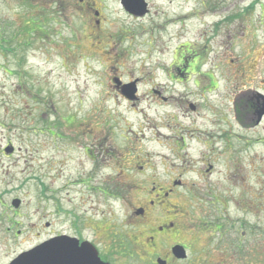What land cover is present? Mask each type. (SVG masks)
<instances>
[{
	"label": "rangeland",
	"instance_id": "rangeland-1",
	"mask_svg": "<svg viewBox=\"0 0 264 264\" xmlns=\"http://www.w3.org/2000/svg\"><path fill=\"white\" fill-rule=\"evenodd\" d=\"M143 1V12L132 15L120 0H0V264L49 232L87 239L109 264H152L142 238L135 243L126 235L125 203L121 207L120 199L109 197L114 190H106L128 189L146 177L135 172L124 180L104 161L107 151L133 154L137 148L154 162L169 148L180 153L170 155L158 175L163 187L175 185L170 198L184 221L173 237L189 248L185 261L172 264H264V114L252 127L237 124L227 97L264 95V0ZM183 11L192 17L168 27L167 20ZM169 65L181 84L167 81ZM111 75L143 81L144 102L132 107L116 98ZM209 75L226 98L194 87ZM152 84L195 101L197 112L184 118L174 105L149 101ZM208 98L228 119L221 129L208 130L214 117L206 114ZM163 113L176 115L178 128L192 123L212 138L205 145L189 137L180 142V129L160 130L171 139L156 138L147 120L159 121ZM211 146L228 151L208 180L181 165L184 155L193 161L196 153L212 156ZM171 164L175 169L168 170ZM145 182L124 198L138 206ZM158 244L153 255L165 252V242Z\"/></svg>",
	"mask_w": 264,
	"mask_h": 264
},
{
	"label": "flooded vegetation",
	"instance_id": "flooded-vegetation-1",
	"mask_svg": "<svg viewBox=\"0 0 264 264\" xmlns=\"http://www.w3.org/2000/svg\"><path fill=\"white\" fill-rule=\"evenodd\" d=\"M108 78H109V81L107 82H112V81L116 82L114 86V90L113 89L111 90L115 93L116 98H121L122 100L129 102L132 107L135 106V104H138L139 102H142L145 99V98H142L143 100L140 99L141 95L139 93L140 88H141V86L139 88V85H142L141 82L143 81L141 80L139 81L138 79H128L126 82H123L118 77H115L114 75L108 76ZM179 78L178 76H175L172 74L166 75V79L170 84H173V83L177 85L181 84L184 80H183V77H179ZM205 78L207 79V81L204 85L202 86L194 85V87H199L200 89H202L203 94H205L206 96L208 94H210L211 96L213 94V96H215L219 93H222L223 97L226 98V90L225 89L217 90L219 88V85L217 84L216 81H214L212 76L209 75V76H206ZM148 81L149 80H146V83ZM132 82L134 84V92L132 94H127L128 91H126L125 86L129 85ZM94 84L96 86L99 85L98 82ZM106 88H108V86ZM171 91L174 93L176 92L173 88H171ZM215 91H218V92H215ZM147 93H148L149 101H154L158 104L162 103V104L174 105L176 109L179 112H181V115L184 118L188 117L187 114H190L189 112L191 113L197 112L198 107L195 101H189L185 97H181V95H177L178 97L177 96L175 97V95H171L172 93L170 94L165 93L164 88L159 87L158 85L152 84L149 92ZM104 96L105 98L111 99V96L108 92H106ZM227 97L231 99L230 107L233 110L232 119L235 120L237 124H242L243 126L252 127V125L260 122L261 116L264 114V95L263 94H260L258 92H256L255 94L254 92H252L250 94L248 93V95L245 94L243 96H238L235 93L234 94L230 93ZM255 98L259 99L260 101L256 100ZM172 99H176V100L172 102ZM208 101L211 103L208 104V108H207L208 110L206 111V114L209 116V118H210V115L214 116L212 119H210V122H209L210 126L208 130L210 128L221 129L223 127V124H225V122H227L228 119L224 117V115L221 114L222 109H220L219 106L213 105L212 100L210 98H208ZM169 102H172V103H169ZM184 108H186L185 111H184ZM142 113L143 111L141 109L140 114L142 115ZM163 114L164 116L161 117L159 121H154L153 119L147 120V122L151 123V126L153 127V129L157 131L156 134L154 135L156 136V138L158 136L159 138L162 137V140L163 138L171 139L173 136L168 137L167 134L159 133L160 130H167L168 132H171L174 134V131L178 132L179 129L181 133L175 136H179L178 138L180 142H184V139L189 137V138H194L196 143L201 144L202 141H204L205 139L209 137L212 138V135L209 133L208 130H202L203 127H201V129H198L196 126L193 128L192 126H194V124L192 123H190L191 127L182 125L180 128H178L179 123L175 119V117L177 118L176 115L172 114L173 116V119H172L171 116H168L165 113ZM207 115H206V123L209 120ZM92 116L94 117L95 115H92ZM202 125L204 126V123ZM143 127L144 126H141L140 129H142ZM158 128L159 130H157ZM140 132L141 134H144V131H140ZM196 135H200V136L196 137ZM219 142L220 141H218V143ZM202 144L205 145V143H202ZM96 145L97 146L99 145L97 141H96ZM167 145L170 146V144H167ZM169 150L171 153L169 155H161L159 157L160 159L159 162L151 161L149 158L147 160L142 159L143 157L150 156L146 152V150H144L143 148H137L136 150H134L133 154L130 152L127 153L128 152L127 149H125L126 154L120 153V150L118 151L114 149V150L107 151V156H104V158L107 157L106 159H104V161H106V167L107 169H109L108 170L109 173L116 174L117 176L121 174L123 175L122 178L126 180L125 179L126 175L124 174L136 172V173H139L142 177L146 176L145 178L148 181H150V182L144 183L148 188L144 187L145 190L141 191L146 195L139 202L138 206H135L136 202L132 201V203H130V201H128V198L127 197L124 198L123 195L130 190L137 192L140 189L141 182H144L145 178H143L141 182L133 181V182L128 183L127 184L128 189H125L126 187L123 188L125 190L120 189L119 187H118L119 190L117 188L116 189L106 188V190L118 191L119 195L115 193L114 191H112V194H109V197L112 200L120 199L118 201H120L121 207H122V202L125 203V205L123 204V207H126L125 218L127 216L128 217L123 225L125 229L127 228V231L125 232H128V233H126V235L131 236V237L133 235L135 243L136 241L142 238L143 240L142 250L144 251V254L147 253V256H150L151 254L152 264H172V263L178 262L179 260L185 261L186 260L185 258L180 259L177 257L174 248L176 246L183 247L184 249L183 253L185 255H187L186 251L188 252L189 250V248L185 246L181 240L177 241L173 237L174 235H176L177 232H179V231H176L177 227H174V226H181L184 221V220L178 221V218L182 216L181 217L182 219L184 217L183 215H181V213L178 212V210H176V206H174L172 197L170 198V194L171 195L174 193L177 194V192H174L176 190L175 185L171 183L173 185L172 187L170 185L168 187H163L160 183H158V180H159L158 175H159L160 167L163 166L166 160H168L167 158H169L170 155H172L173 157L176 156L175 158L177 157L180 158V153L178 155L176 152L172 150V148H169ZM209 150L212 151L213 153L212 156H206L205 154L207 153H204V154L199 153L198 155L197 153L193 154L194 159L196 157L195 161H193L191 158H187V156L184 155V158L182 160L183 163L181 165L182 166L185 165L187 168H189V170L193 172V175L196 174V177H198L199 179L201 178L199 173H202L203 180L205 179L208 180L210 178L209 175L211 176L213 172L214 173L216 172L213 170L215 167V163H217L216 160L218 161L222 153L227 154L228 149H226V146H225L222 148V150H220L221 151L220 152L219 150H216L214 147L211 146ZM173 157L170 156V158L172 159ZM193 162H194V165H197V167L192 170L190 168V165L194 166L192 165ZM96 166L97 164H94L93 167L96 168ZM230 166H231V163L229 166L226 165L227 168ZM167 169L168 170L175 169V164H171L170 166H168ZM112 174H108L106 178H109V175H112ZM80 182L82 184L83 181L81 180ZM180 183L181 182H178V184ZM90 189L95 190L94 188H90ZM115 202L117 203V200ZM160 204H164V207L160 206ZM127 208L133 210V212L131 211L130 215H128ZM160 211H162L164 214L163 219H159ZM150 214H151V219H150V222L148 221L147 223L146 220L149 219L148 215ZM154 223L157 224V226H155ZM44 225L45 227L50 226L49 223H45ZM60 235H66V234L61 233V232H57V233L49 232L48 237L43 239V241L50 239L52 237L60 236ZM70 236L76 237L75 235H70ZM76 238H78L80 242L87 240V239L80 238L78 236ZM169 240L170 242L168 244ZM161 241L165 242L166 244L165 252H163L162 255H153L152 253H154L157 250L156 246L157 247L159 246L158 242H161ZM0 251H1V248H0ZM15 256H12L9 259H7V261L4 264H9L14 259ZM100 259L106 262L105 258H103L101 255H100Z\"/></svg>",
	"mask_w": 264,
	"mask_h": 264
},
{
	"label": "water",
	"instance_id": "water-1",
	"mask_svg": "<svg viewBox=\"0 0 264 264\" xmlns=\"http://www.w3.org/2000/svg\"><path fill=\"white\" fill-rule=\"evenodd\" d=\"M126 10L138 14L144 6L133 8L128 0H121ZM5 151H11L6 148ZM17 206L18 200L12 202ZM182 251L177 253L178 257ZM10 264H106L100 261L94 247L88 242L78 243V240L68 236H60L45 241L34 248L20 253Z\"/></svg>",
	"mask_w": 264,
	"mask_h": 264
},
{
	"label": "bare ground",
	"instance_id": "bare-ground-1",
	"mask_svg": "<svg viewBox=\"0 0 264 264\" xmlns=\"http://www.w3.org/2000/svg\"><path fill=\"white\" fill-rule=\"evenodd\" d=\"M188 1V0H185ZM192 16L190 14H188V12L183 11L180 14H177L176 16L170 17V19L167 20L166 24L169 25L168 27H170L171 25H175L177 23L179 24H183L185 22V20L190 19ZM95 49L99 50V48L95 47ZM106 55L105 52H101V56L104 57Z\"/></svg>",
	"mask_w": 264,
	"mask_h": 264
}]
</instances>
